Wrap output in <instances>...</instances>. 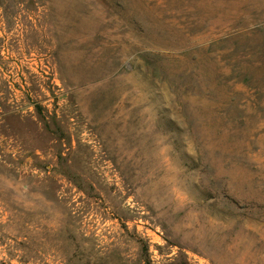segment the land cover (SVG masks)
<instances>
[{"label":"rangeland","instance_id":"1","mask_svg":"<svg viewBox=\"0 0 264 264\" xmlns=\"http://www.w3.org/2000/svg\"><path fill=\"white\" fill-rule=\"evenodd\" d=\"M145 263L264 264V0H0V264Z\"/></svg>","mask_w":264,"mask_h":264},{"label":"trees","instance_id":"2","mask_svg":"<svg viewBox=\"0 0 264 264\" xmlns=\"http://www.w3.org/2000/svg\"><path fill=\"white\" fill-rule=\"evenodd\" d=\"M142 254H145L146 253V250L145 249H142ZM146 262H147V260L146 259H144ZM145 264H147V263H145Z\"/></svg>","mask_w":264,"mask_h":264}]
</instances>
